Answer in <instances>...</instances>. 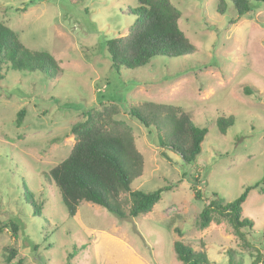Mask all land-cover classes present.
<instances>
[{"label": "rangeland", "instance_id": "1", "mask_svg": "<svg viewBox=\"0 0 264 264\" xmlns=\"http://www.w3.org/2000/svg\"><path fill=\"white\" fill-rule=\"evenodd\" d=\"M170 2L195 51L116 71L105 41L126 34L136 0H0V22L59 64L50 78L2 71L0 264L9 245L23 264H180L176 240L214 264H227L228 250L243 264H264V2L239 17L229 2L222 14L218 0ZM148 102L180 106L206 127L194 162L158 146L156 131L129 114V105ZM107 108L118 111L113 117L131 131L143 157L131 189H166L134 218L117 219L87 201L70 217L46 174L70 152V127L84 113ZM220 116L234 119L224 133L216 124ZM246 186H253L242 204V215L253 221L244 229L247 246L225 219L198 227L211 198L229 202ZM120 197L127 207L128 193Z\"/></svg>", "mask_w": 264, "mask_h": 264}, {"label": "trees", "instance_id": "2", "mask_svg": "<svg viewBox=\"0 0 264 264\" xmlns=\"http://www.w3.org/2000/svg\"><path fill=\"white\" fill-rule=\"evenodd\" d=\"M136 2L137 6L130 11L134 20L126 34L105 41L113 69L130 70L147 65L154 57H180L195 51L178 26L181 14L170 0ZM228 2L239 17L251 9L253 2L264 0H218L217 12L224 13ZM3 69L41 72L50 78L59 71V64L47 51L26 47L14 30L0 22V78ZM244 92L250 93L247 88ZM142 107L129 105L128 112L145 128L156 131L158 146L176 153L185 163L194 162L201 151L206 127L196 125L180 106L148 102ZM24 113V109L17 112V126ZM116 114L118 111L114 108L84 113L70 127L74 135L70 152L46 174L57 187L70 217L75 215L81 201H87L103 207L117 219L134 218L149 212L166 189L162 187L149 192L131 189L132 179L141 175L143 157L135 146L131 131L113 117ZM233 122L232 116H220L216 120L221 133ZM161 155L165 156V153L161 152ZM252 187L246 186L229 202L211 198L198 215V227L203 229L211 222L219 223L225 219L241 244L247 246L244 229L251 228L253 221L242 215V204ZM121 193H128L127 207L122 203ZM4 249L5 264H23L17 249L10 245ZM173 250L180 264H214L203 251L195 252L179 240L173 242ZM227 264H243V261L234 251L228 250Z\"/></svg>", "mask_w": 264, "mask_h": 264}]
</instances>
